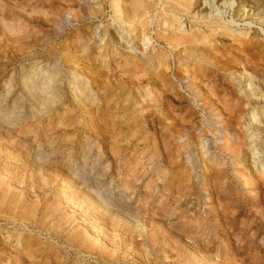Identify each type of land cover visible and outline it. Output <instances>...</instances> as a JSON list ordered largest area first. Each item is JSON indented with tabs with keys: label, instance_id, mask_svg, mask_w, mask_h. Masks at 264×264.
Masks as SVG:
<instances>
[{
	"label": "rangeland",
	"instance_id": "obj_1",
	"mask_svg": "<svg viewBox=\"0 0 264 264\" xmlns=\"http://www.w3.org/2000/svg\"><path fill=\"white\" fill-rule=\"evenodd\" d=\"M115 1L0 0V264H264V0Z\"/></svg>",
	"mask_w": 264,
	"mask_h": 264
},
{
	"label": "bare ground",
	"instance_id": "obj_2",
	"mask_svg": "<svg viewBox=\"0 0 264 264\" xmlns=\"http://www.w3.org/2000/svg\"><path fill=\"white\" fill-rule=\"evenodd\" d=\"M118 0H116L115 1V3L117 2ZM175 1V0H174ZM183 1V0H182ZM182 1H181V3H182ZM169 2V1H168ZM178 2V1H177ZM115 3H114V5H115ZM205 3V2H204ZM134 5H135V12H134V14H135V16H137L138 18L139 17H145V16H147L150 12H151V8H152V5H149V3H148V1L147 0H135V3H134ZM184 5V4H183ZM206 5V8H207V4H205ZM185 7H186V5H184ZM171 7L174 9V11L173 12H175L176 14H177V12H178V8H177V6L174 4V5H171ZM188 8V7H187ZM115 11H116V13H118L119 15H120V17H121V14H124L123 12H124V7L122 8V5H120L119 4V2L116 4V6H115ZM209 9V8H208ZM182 10V9H181ZM208 11V10H207ZM205 12V11H204ZM181 13H182V11H181ZM214 14V11L213 10H211V11H208L205 15L207 16V15H213ZM178 15V14H177ZM173 16V15H172ZM176 16V15H175ZM125 17V16H124ZM215 18H216V16H215ZM178 20H180V19H178ZM147 21V20H146ZM162 21V20H161ZM171 21V24H172V29H176V27H178L177 26V17H174L173 19H171L170 20ZM227 21V20H226ZM225 21V19H223V17L222 16H220V17H218V19L215 21V28L216 29H220V30H222V29H227V30H229L230 31V27L228 26V24H227V22ZM179 23V22H178ZM229 23V22H228ZM147 24V26H149L148 25V23H146ZM146 24H145V26H146ZM200 25V24H199ZM232 26V25H231ZM166 30V29H165ZM178 30V29H177ZM176 30V31H177ZM183 34V33H182ZM185 34V33H184ZM195 34H196V32H195ZM169 36H170V40H169V43H170V45H172L173 47H176L178 44H180V43H184V44H186V41H184V40H186V39H191V40H195L194 42H196V41H198V42H201V41H203L204 39H206V37L207 36H202L201 35V33H198V34H196L195 36H187V34L186 35H179V34H177L176 32H174L173 30L170 32L169 31V34H168ZM239 35V34H238ZM235 36V35H234ZM239 37V36H238ZM241 37V36H240ZM236 38V37H235ZM148 40L150 41L151 40V37H148ZM182 41H184V42H182ZM188 42V41H187ZM194 42H192V43H194ZM196 45V44H195ZM192 46H193V44H192ZM192 46H186L185 45V49H184V52H183V54H185L186 56H189V55H191V53L192 52H194V46L192 47ZM182 48V47H181ZM201 48V47H200ZM147 49V46L145 45V47H144V49L143 50H146ZM175 49V48H174ZM199 49V48H198ZM180 50V49H179ZM180 53H182V51L180 52ZM195 53V52H194ZM197 54V53H196ZM182 55V54H181ZM201 55V54H200ZM195 56H197V55H195ZM199 56V55H198ZM204 57V56H203ZM203 57H202V59H201V61L203 60Z\"/></svg>",
	"mask_w": 264,
	"mask_h": 264
}]
</instances>
